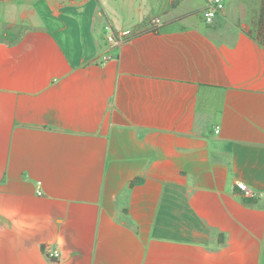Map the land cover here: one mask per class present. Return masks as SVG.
I'll list each match as a JSON object with an SVG mask.
<instances>
[{"label":"crops","instance_id":"1","mask_svg":"<svg viewBox=\"0 0 264 264\" xmlns=\"http://www.w3.org/2000/svg\"><path fill=\"white\" fill-rule=\"evenodd\" d=\"M210 1L0 0V264H264V0Z\"/></svg>","mask_w":264,"mask_h":264},{"label":"built area","instance_id":"2","mask_svg":"<svg viewBox=\"0 0 264 264\" xmlns=\"http://www.w3.org/2000/svg\"><path fill=\"white\" fill-rule=\"evenodd\" d=\"M224 8V0H211L207 7L201 12V16L205 22H211L214 17ZM161 23V19L158 17H155L150 22V27L152 29H155L159 24ZM108 30V31H106ZM132 34V31L122 30V31H115L113 29H110L109 26H105V34H104V40L106 44H109L110 46H118L123 41L126 40L127 37H129ZM104 60L108 59V56L103 57ZM37 184L39 185L40 182L38 181ZM236 187L241 192V194L245 198H252L256 195V193L243 181H237ZM40 193V191H38ZM53 257H57L59 253L57 251L53 252Z\"/></svg>","mask_w":264,"mask_h":264},{"label":"trees","instance_id":"3","mask_svg":"<svg viewBox=\"0 0 264 264\" xmlns=\"http://www.w3.org/2000/svg\"><path fill=\"white\" fill-rule=\"evenodd\" d=\"M253 35L260 44L264 45V16L260 23V29L257 32H255Z\"/></svg>","mask_w":264,"mask_h":264},{"label":"rangeland","instance_id":"4","mask_svg":"<svg viewBox=\"0 0 264 264\" xmlns=\"http://www.w3.org/2000/svg\"><path fill=\"white\" fill-rule=\"evenodd\" d=\"M156 14V15H155ZM154 15L155 16H157V17H161L162 16V14H161V11L159 10L158 12H156ZM111 29V28H110ZM106 31H108V30H106Z\"/></svg>","mask_w":264,"mask_h":264}]
</instances>
